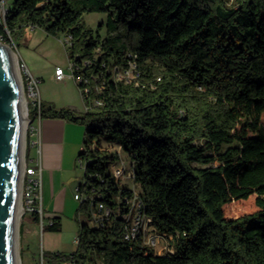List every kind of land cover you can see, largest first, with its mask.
<instances>
[{
    "label": "trees",
    "instance_id": "trees-1",
    "mask_svg": "<svg viewBox=\"0 0 264 264\" xmlns=\"http://www.w3.org/2000/svg\"><path fill=\"white\" fill-rule=\"evenodd\" d=\"M8 7L2 40L15 41L26 27L69 36V58L89 78V92L77 83L85 112L41 105L42 117L85 125L79 157L87 191L119 211L103 226L81 223L71 253L77 264H264V0H12ZM95 11L107 14L98 29L85 19ZM132 62V82L111 77L110 65ZM93 76L105 80L101 92ZM103 138L129 154L145 210L161 234L174 236L173 252L124 239L133 191L113 175L119 154ZM85 208L83 201L78 211ZM52 220L48 227L61 230V219Z\"/></svg>",
    "mask_w": 264,
    "mask_h": 264
},
{
    "label": "rangeland",
    "instance_id": "rangeland-1",
    "mask_svg": "<svg viewBox=\"0 0 264 264\" xmlns=\"http://www.w3.org/2000/svg\"><path fill=\"white\" fill-rule=\"evenodd\" d=\"M234 0H230L232 3ZM9 6L7 0H1L0 3V25L5 21L3 20V10ZM85 19L88 25L94 29L100 28L99 24H105L107 14L105 12H89L85 14ZM9 33L10 30L6 29ZM102 35H105V27L100 30ZM66 36L56 37L47 33L44 29L39 27H26L16 36V40L5 41L0 37V41L8 45L17 56V64L21 76L23 90L26 101V112L28 123L25 129V151H24V169H23V189L25 187V167L27 164L36 165L32 158L38 156L37 146L30 143L28 144V137L30 135L32 126L40 124V117L33 115V100L30 94V82L28 79V71L40 79L39 92L44 94L45 91L50 93L56 92L58 89L60 98L65 97L73 98L74 100L81 96L79 95V87L77 82L71 75L70 58L68 55L69 42ZM26 65V67L23 66ZM62 66L65 69L66 77L63 80H53L51 76L55 73L56 67ZM133 77V75H132ZM134 80V79H133ZM46 102V101H45ZM36 119V120H35ZM81 126V132L75 136L80 139V145L73 148L71 155L67 157V164L70 167L69 173L72 176L71 181V195L67 203V209L61 214H56L62 221L61 230H51L48 227L50 218L45 214V225L42 227L41 222L34 219L31 211H26V197L22 190V207L23 214L21 218V225L24 224V236L21 238V226L19 237V256L21 264H40L42 259L46 263L51 264H65V256L73 253L77 249V237L81 223H89L88 210L85 208L78 211L81 200L75 198L77 187L83 182L85 168L81 164L79 153L85 138V125L78 123ZM104 146L108 147L111 151L119 150L117 145L109 143L107 138H103ZM28 147V149H27ZM28 150V153H27ZM122 158L130 170V158L127 152L122 150ZM217 163H215L216 165ZM127 172V175H128ZM123 176L121 185L125 187H132L134 182L131 178ZM136 189L139 186L136 184ZM172 238L161 239L158 249L155 250L158 254L167 253L168 249H173ZM167 244L168 247H167ZM61 253V257L58 254Z\"/></svg>",
    "mask_w": 264,
    "mask_h": 264
},
{
    "label": "built area",
    "instance_id": "built-area-1",
    "mask_svg": "<svg viewBox=\"0 0 264 264\" xmlns=\"http://www.w3.org/2000/svg\"><path fill=\"white\" fill-rule=\"evenodd\" d=\"M9 7L3 10V20H6V15L8 13ZM67 41L70 43V37L67 36ZM78 57V56H77ZM76 57V58H77ZM90 61H85L83 64L88 65ZM26 67L25 64H23ZM81 64L76 61V59L70 60V69L71 75L75 79L77 83H85V91L89 92L90 87L89 78L83 74H77V71L80 69ZM136 64L131 63L129 68L121 69L118 65H114L108 68L110 71L111 77L116 81H125L132 82L133 79L137 77L136 72ZM133 75V77H132ZM66 77L65 69L62 66H57L55 70V78L57 80H63ZM93 78L98 82L96 90L101 92L105 86V80L101 79L99 76ZM28 79L30 82V94L32 96V104L34 110L37 112V116L41 118V105L42 99L39 92V82L40 79L34 76L30 71H28ZM95 103L100 105L102 104L101 99H96ZM88 109V106H87ZM35 131V127L32 126L31 132ZM119 150H117L119 154V160L114 163L111 167L113 175L117 179H121L123 176L127 175V167L124 164L122 158V150L121 146ZM124 151V150H123ZM125 152V151H124ZM130 158V157H129ZM81 164L86 167V161L84 159H80ZM130 170L128 172L127 177L131 178L134 182V185L131 187L133 194L130 197H127L125 200V210L123 214V225H122V235L125 240L130 242H134L136 240L141 239L143 244L148 246L152 250L158 249L160 245L161 239L172 238L173 235L167 236L165 234H161L153 224V218L150 217L145 210V203L139 193V189H136V183L134 181V170L133 163L130 159ZM41 172L40 162L37 161V164L29 165L27 164L25 167V187L23 189V194L26 197V211H31L33 214H36L39 218V222H41L42 227L45 225V209L42 202V181L39 176ZM75 198L77 200H81V202L86 201L88 205V215H89V225L91 226H103L108 219H110L113 214H118L119 211H113L112 208L103 201L102 197L97 194H90L87 191V186L85 184V180L81 184L78 185L77 191L75 193ZM53 220L50 218L49 223H52ZM79 241L77 237V242ZM169 244H167L168 247ZM171 245V243H170ZM174 250L169 248L167 252H173ZM40 264H50L46 263L43 259ZM65 264H77L76 258L74 254H70L69 259Z\"/></svg>",
    "mask_w": 264,
    "mask_h": 264
},
{
    "label": "water",
    "instance_id": "water-1",
    "mask_svg": "<svg viewBox=\"0 0 264 264\" xmlns=\"http://www.w3.org/2000/svg\"><path fill=\"white\" fill-rule=\"evenodd\" d=\"M0 41V264H19L25 94L14 53Z\"/></svg>",
    "mask_w": 264,
    "mask_h": 264
},
{
    "label": "crops",
    "instance_id": "crops-1",
    "mask_svg": "<svg viewBox=\"0 0 264 264\" xmlns=\"http://www.w3.org/2000/svg\"><path fill=\"white\" fill-rule=\"evenodd\" d=\"M11 3L12 0H9ZM34 75V74H33ZM51 79L56 80L55 73ZM78 85V84H77ZM79 87V86H78ZM59 89L54 92L47 91L40 93L42 101L50 102L57 108L68 107L78 113L87 110L79 88L81 100L76 97L60 98ZM36 120V119H35ZM35 131L30 133L28 140L37 146L38 156L32 158L37 164L40 162L41 172L39 176L42 181V202L45 214L49 217L61 214L67 209V203L71 195L72 176L69 173L70 167L67 164V157L71 155L73 148L80 145V139L75 138L81 132V126L74 121L61 117H42L40 124H35ZM82 147V146H81ZM53 217V218H54ZM35 219V215H34ZM62 223V221H61ZM24 236V224L21 225V238Z\"/></svg>",
    "mask_w": 264,
    "mask_h": 264
},
{
    "label": "bare ground",
    "instance_id": "bare-ground-1",
    "mask_svg": "<svg viewBox=\"0 0 264 264\" xmlns=\"http://www.w3.org/2000/svg\"><path fill=\"white\" fill-rule=\"evenodd\" d=\"M9 49H11L10 47H8ZM11 51L14 53L15 58L17 59L16 53L11 49ZM17 61V60H16ZM20 73V72H19ZM23 86V85H22ZM25 111H26V101H25ZM28 123V119H27V112H26V124H25V129ZM23 169H24V161H23ZM24 186V185H23ZM23 186H22V190H23ZM22 214H23V207H22ZM19 264H21V260H20V256H19Z\"/></svg>",
    "mask_w": 264,
    "mask_h": 264
}]
</instances>
